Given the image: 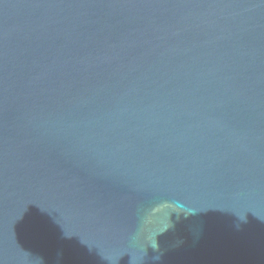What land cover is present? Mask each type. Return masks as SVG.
<instances>
[{
    "label": "water",
    "instance_id": "95a60500",
    "mask_svg": "<svg viewBox=\"0 0 264 264\" xmlns=\"http://www.w3.org/2000/svg\"><path fill=\"white\" fill-rule=\"evenodd\" d=\"M0 264H264V0H0Z\"/></svg>",
    "mask_w": 264,
    "mask_h": 264
}]
</instances>
